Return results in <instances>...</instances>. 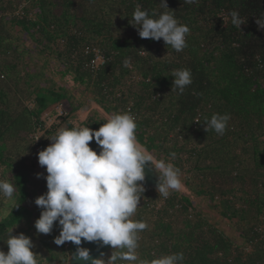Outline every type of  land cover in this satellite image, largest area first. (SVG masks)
<instances>
[{
    "label": "trees",
    "instance_id": "1",
    "mask_svg": "<svg viewBox=\"0 0 264 264\" xmlns=\"http://www.w3.org/2000/svg\"><path fill=\"white\" fill-rule=\"evenodd\" d=\"M25 1L0 0V180L15 187L11 199L0 195V250H9L6 241L12 229L13 235L36 239L34 225L42 209L29 208L31 174L20 157L27 148L36 146L41 151L48 146L43 133L56 134L53 129L44 132V114L51 115L59 104L69 108V115L80 110L66 86L68 80L94 95L105 112L132 113L138 141L156 159L179 168L187 192L208 201L235 226L238 240L197 211L184 192L171 191L167 198L156 190L153 198L143 194L132 217L148 225L139 233L141 258L183 253L181 264H264V235L258 231L264 227V30H258L255 22L264 17V0H195L192 4L167 0L178 23L190 29L182 51L165 45L163 39L140 38L131 24L137 5L150 15L167 11L160 0H29L20 17L16 5ZM111 4L122 6L123 27L132 35L105 37L113 29ZM233 11L245 22L241 28L231 23ZM10 29L36 44L24 49L35 67L24 69V89L19 85L20 67L12 62L23 41L18 31L12 37ZM10 38L17 41L11 43ZM59 39L66 40L64 49H51ZM90 44L105 56L94 71L85 65L92 54L82 52ZM35 55L46 57L40 62ZM160 55L163 58L156 59ZM175 57L178 60H169ZM181 69H189L192 79L183 92L172 85L173 73ZM55 74L61 84L51 80ZM19 106L20 112L15 109ZM213 114L230 117L222 135L205 131L206 118ZM103 122L106 119L100 118L83 126L94 130ZM38 131L42 134L34 141ZM18 136L28 143L17 140ZM59 232L54 224L47 234L51 243L45 242L50 253L37 258L39 264H68L70 250L54 243Z\"/></svg>",
    "mask_w": 264,
    "mask_h": 264
},
{
    "label": "clouds",
    "instance_id": "2",
    "mask_svg": "<svg viewBox=\"0 0 264 264\" xmlns=\"http://www.w3.org/2000/svg\"><path fill=\"white\" fill-rule=\"evenodd\" d=\"M183 2L192 4L195 0ZM160 6L167 11L150 15L137 5L131 24L137 27L140 38L163 39L165 45L182 51L187 46L186 36L190 29L178 23L167 0H160ZM230 16L234 26L241 28L245 24L237 12H231ZM255 22L258 30H264V17L256 18ZM101 54L104 63L105 56ZM92 58L93 55L85 65L94 71L103 63L91 68L89 62ZM173 76L172 85L180 92L192 83L189 69L176 70ZM229 119L227 114H213L210 119L206 118L205 131L212 129L222 135ZM137 127V119L132 113H114L98 130L88 126L60 128L50 138L51 143L38 153V163L47 173L44 176L47 192L34 201L42 209L34 226L38 233L50 234L54 224L58 225L60 232L54 243L64 247L66 242L77 245L74 259L90 260L91 264H117V261H127L128 264H181L184 259L183 253L151 260L138 255L139 233L148 225L132 217L145 192V167L151 166L158 173L156 190L164 198L171 191L182 188V179L179 168L168 160L156 159L138 141ZM93 140L99 154L90 147ZM171 155L175 157V153ZM41 176L37 173V178ZM14 192L12 183L0 180V195L11 199ZM12 231L6 241L9 250L7 253L0 250V264H39L37 257L40 255L32 251L35 246L31 238L23 233L13 235ZM82 241L100 242L101 246H111L114 251L107 259L91 258L90 250L80 247ZM65 248L69 249V244Z\"/></svg>",
    "mask_w": 264,
    "mask_h": 264
},
{
    "label": "rangeland",
    "instance_id": "3",
    "mask_svg": "<svg viewBox=\"0 0 264 264\" xmlns=\"http://www.w3.org/2000/svg\"><path fill=\"white\" fill-rule=\"evenodd\" d=\"M111 6H113V8H115V12L113 11V17H112L113 18V24L111 25V27H113V29H112V31L111 30L106 31L104 34L105 37L106 38H109L110 36L125 37L128 35V33L132 35L133 31H130V30L126 29L125 27H123L124 19L121 17V15H122L121 11H123L122 6L120 4L119 5H116V4L112 5L111 4ZM111 9L109 8L106 10L110 12ZM77 23H76V25H77ZM80 26H81V21L78 23V26H76V28L80 27ZM13 31H14V29H10L11 36L15 37L17 34H19V36L21 35L20 37L22 38L23 44L21 42H19V45L17 47L18 48L17 52L19 55L16 56L14 59L10 58L9 61L8 60L7 61L11 62V60L13 59L12 62L15 61L17 66L20 67L19 68L20 69L19 75H20L21 79H20L19 85H22V88L24 89L25 85L23 83L26 80L25 77H23L24 72H25L24 69L29 70V71L35 70L32 57L30 56V54L28 55V53H26V51H24V49L33 48L36 46V44L33 43V41L30 40V38L28 36H26L25 34H22L18 30H15L14 32ZM17 31H18V33H17ZM98 39H101V38L98 37ZM9 41H11V43H13L17 40L10 38ZM65 41H66L65 39L56 40L55 44L51 47V49H56V48L64 49L63 47H65L64 46ZM107 43H108V41H107ZM99 47H100V43H99ZM21 53H23V54H21ZM43 56L46 57L45 55H43ZM43 56L35 55L34 58L37 60H40V62H41V60H43ZM161 57L162 56L160 55L156 59H160ZM29 58H31V60H28ZM49 58L52 60V58H56V57L55 56H52V57L48 56L47 59H49ZM169 60L174 61V60H178V59L175 57V58H170ZM52 65H54V64H52ZM60 68H62V66H59V68L57 66L56 69H60ZM51 80L57 82V85L61 84V83H59L61 81H59L60 79H59V76H57V74L53 75ZM7 82L9 83V85L10 84L12 85L13 81L8 80ZM72 84H73L72 81H68V80L66 81V86L70 90L69 92L74 95L73 96L74 97V99H73L74 104H80L81 105L80 110L69 115V114H67L68 113L67 110L69 108H67L65 105H63V106L60 104L56 105L54 108L55 110L52 112L51 115L50 114H44L42 117V122L44 123V127H43L44 132H45V130L53 129L54 134L57 133V131L60 128L67 127V123L66 122L63 123V121H68V123L73 125V126H83L84 124L86 125L90 120L95 121V120H99L100 118H104L107 120L108 118H110V115L112 114V112L111 113L105 112L104 109L93 100L94 95L89 94V92H87V91L85 93L84 87H82V86L76 87V86H73ZM23 95H24V93H21V94H19V97L20 96L23 97ZM30 104L31 103H29L28 105L31 106ZM111 104H114V102H112ZM15 109L18 112H20L19 110H21L20 106L18 108H15ZM43 130H42V132H43ZM41 134L42 133L39 131L34 133L33 134L34 141L38 140L40 138ZM52 136L53 135H51L50 137L49 136L46 137V133L42 134L43 140L47 141L48 145L51 143V140H49V138H51ZM19 139H21V142L24 144L28 143L27 139L24 138L23 136H18L17 140H19ZM35 147H33L31 150L27 148L25 153H23L20 157V158L24 159V163L30 169V174H31L28 178V180L30 182V185H28L29 197H30L28 201L29 202L31 201L30 202L31 205H29V208H33L34 206H36V204L34 203L35 199L38 198L40 195H42L43 192H45L44 186L46 185V182H45L46 179L44 178V176L47 175L46 169L44 167H41L38 163L37 157H38L39 152L36 151ZM33 152L37 154V157L34 155ZM153 163H155V160ZM37 173H41L42 176L40 178H37ZM156 191L152 190V189L145 190V192L143 194H145V198H150V197L153 198L156 195L155 194ZM178 191L181 193L184 192V194H188L189 196H191L193 203L197 207V209H196L197 211H199L204 216H208L209 220L213 224L215 223L217 228L223 230L226 234H229L230 236L231 235L234 236V238L238 240V238L236 237L237 233L234 232V229H235L234 224L227 221V220L222 219L218 215L216 209L209 206L208 201L202 199L201 197H196V196L190 195V193L187 192V189L183 186V184H182V188ZM261 192L264 196V189ZM140 203H141V201H140ZM31 210L33 211V209H31ZM35 214H36V212L34 213V215ZM263 221H264V213H263ZM33 234H35V231H33ZM31 240L33 241V244L35 246L32 249V251H34V253L40 255L37 258L45 257V256L49 255L50 252H48V248L45 246V242L51 243V240L47 239V234L40 235L37 233L36 239L31 238ZM247 250L250 251L251 248L248 247ZM108 255L105 257V259H107Z\"/></svg>",
    "mask_w": 264,
    "mask_h": 264
},
{
    "label": "water",
    "instance_id": "4",
    "mask_svg": "<svg viewBox=\"0 0 264 264\" xmlns=\"http://www.w3.org/2000/svg\"><path fill=\"white\" fill-rule=\"evenodd\" d=\"M98 130V129H94ZM90 147L94 150H97V153L99 154V148L95 143V140L90 142ZM158 184V173L154 168L151 166L145 167V181H143V186L145 190H156ZM69 249H70V258L68 260V264H91V261H83V260H77L74 259L73 256L76 252L77 245H75L72 242H68ZM80 247H84L90 250V256L91 258H104L109 254V252L112 250L111 246H101L100 242H83L80 245ZM101 253L104 254L103 257H101Z\"/></svg>",
    "mask_w": 264,
    "mask_h": 264
},
{
    "label": "built area",
    "instance_id": "5",
    "mask_svg": "<svg viewBox=\"0 0 264 264\" xmlns=\"http://www.w3.org/2000/svg\"><path fill=\"white\" fill-rule=\"evenodd\" d=\"M28 2H29V0H27V1L23 2V3L17 4L16 5V9H15V14H17L18 16L21 17L24 14V7H28L29 6ZM82 52L85 55H89V54L93 55V58L89 62V66L91 68H95V67H97V65L99 63H101V64L103 63L102 54H101L100 50L97 49L96 47L90 46V45H86V46H84ZM127 111H129L128 108H127ZM36 151L39 152L40 149H38V147H37ZM45 182H46V180H45ZM161 203H163V202H161ZM159 206H160V204H159ZM258 231H259V233H262V235H264V227L260 226ZM65 247H68V242L65 243Z\"/></svg>",
    "mask_w": 264,
    "mask_h": 264
}]
</instances>
